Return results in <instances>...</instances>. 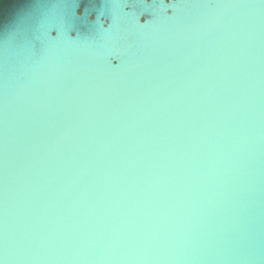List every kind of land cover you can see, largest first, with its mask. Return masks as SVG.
I'll list each match as a JSON object with an SVG mask.
<instances>
[{
    "label": "water",
    "instance_id": "1",
    "mask_svg": "<svg viewBox=\"0 0 264 264\" xmlns=\"http://www.w3.org/2000/svg\"><path fill=\"white\" fill-rule=\"evenodd\" d=\"M170 2L0 0V264H264V0Z\"/></svg>",
    "mask_w": 264,
    "mask_h": 264
},
{
    "label": "clouds",
    "instance_id": "2",
    "mask_svg": "<svg viewBox=\"0 0 264 264\" xmlns=\"http://www.w3.org/2000/svg\"><path fill=\"white\" fill-rule=\"evenodd\" d=\"M175 2H176V0H171V2L168 4V5H170L167 9V15L168 16H171L173 14V9H172L171 5L174 4ZM146 3H148V0H146ZM123 10L126 13L130 11V9L128 7H125ZM77 15H83V11L81 9H77ZM90 19L95 21L96 17L92 16V17H90ZM101 23L103 24L104 31L108 32V30L111 26V23H112L111 20L106 19L104 17H101ZM138 24L139 25L149 24V18L147 16L141 15L138 19ZM55 36H56V32H52V37L54 38ZM72 38L74 40L76 39L75 33H72ZM110 60H111V64L113 66L119 65V60L115 56L110 57Z\"/></svg>",
    "mask_w": 264,
    "mask_h": 264
}]
</instances>
